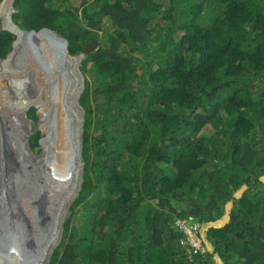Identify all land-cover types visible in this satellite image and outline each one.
<instances>
[{
    "label": "trees",
    "instance_id": "1",
    "mask_svg": "<svg viewBox=\"0 0 264 264\" xmlns=\"http://www.w3.org/2000/svg\"><path fill=\"white\" fill-rule=\"evenodd\" d=\"M15 7L23 29L56 30L71 56L96 44L81 67L97 80L85 78L80 99L83 185L49 264H264V0H16ZM11 29L20 43L5 63L21 58L24 67L0 62V72L37 77L34 105L62 85L57 73L77 58L54 52L55 35L31 43ZM12 41L2 33L0 58ZM92 92L101 99L88 106ZM40 137L30 136L32 151ZM78 215L85 222L74 227ZM183 221L199 223L208 251L194 252Z\"/></svg>",
    "mask_w": 264,
    "mask_h": 264
},
{
    "label": "bare ground",
    "instance_id": "2",
    "mask_svg": "<svg viewBox=\"0 0 264 264\" xmlns=\"http://www.w3.org/2000/svg\"><path fill=\"white\" fill-rule=\"evenodd\" d=\"M6 3H9L7 6V10L9 8H11V0H6ZM5 3V4H6ZM8 26L9 28H14L11 26V23L8 21ZM43 34H49V33H43ZM41 34V35H43ZM40 36V35H39ZM56 36V35H55ZM60 45H53V50L56 53V51H58V49L62 50V53L64 55L63 58L70 56L69 53H67V47L65 42L62 39H59ZM64 44V47L62 48V44ZM55 47L57 48V50L55 49ZM29 49V48H27ZM66 61H71L70 63H72L73 61L69 58L66 59ZM59 64H65V63H59ZM66 65V64H65ZM67 66V65H66ZM63 66L61 68L62 73H57V75L59 74V79L60 81H62V85H58V84H54L52 86H49L47 91L44 92V94L34 103V105H27L26 102H22L17 95L15 94V92L12 89H7L6 87H4V85H2L0 83V126H3V128L0 127V142L2 140H5L8 138L9 135L6 134V130L11 129L12 131V137L11 141L13 143L16 142V149L19 150V152H21L20 157H22V159L26 162L27 166L26 167H21V171H25V172H29L31 175L30 180H34V165L37 162H40L42 164V162L44 161V158L48 157V155H50V153H52L56 159V162L53 163V167L52 169H46V172H52L55 171V173H59L62 177L63 180L60 184H56V190L54 192L55 195V201L61 197L60 194L62 193L63 188L65 187L66 183L69 184H73V188L71 191H68L67 195H69V197L65 200V198L62 196L61 200L59 201V205L58 208H56L57 212L60 210L61 208V203L64 204V207L66 205H68L72 199L74 198V193L78 191L79 187H80V174L78 175H72L69 177L68 172H72L71 170V166L72 164L70 163V159L71 156L75 155L78 152V149L75 150V147L72 146V150L74 151V154H70L66 156V160H63L62 154H61V149L58 146H55L54 144L55 141L53 139V143H50L48 145V143L43 142L42 144H44V149L46 150L45 153L41 156H35L31 153V149H29V140H28V144H27V140H26V136L29 133V129H31V123L30 121L26 118V114L29 111V108L31 106H34L35 108L40 107L42 109H46L47 112V118L45 119V128L47 130H49L50 128H48L49 123L53 124L54 122L56 123L57 126H55V128L53 129L54 132H57L58 129L62 130L63 126H64V117H63V100L64 97L67 93V89L70 86L68 83L67 86V82L69 78H72L74 76V73L72 75L68 74V68H72L76 70V73L78 71V58L76 60V62L68 65V67ZM75 73V75H76ZM63 74V77H62ZM47 79V78H46ZM82 79H80V82L78 80H76V83L74 82V86L69 90L70 93V98L68 99L69 102L73 103L74 106V101H76L77 96L79 94V92L81 91L83 85H82ZM19 88V87H18ZM62 93H59V91ZM41 105V106H39ZM33 107V108H34ZM78 107V106H77ZM31 109V108H30ZM52 117V120H51ZM79 120V125H80V118L78 117ZM15 124H11V122H15ZM44 122H42V126H43ZM30 138V136L28 137ZM49 146V149H48ZM2 147V146H0ZM15 149V153L18 152V150ZM7 150H4L3 152L0 149V172H2V182L0 185V236H1V230L5 228L10 229L11 226L6 225L7 223L10 222V225H12V222H15L16 220H18L19 218H21L19 221V223L25 224L22 226H17L14 229L19 228V230H14L16 233L20 234L19 236L17 235V237L15 238L14 236H10L9 238L11 239V241H15V242H11L12 246L10 247H4L2 248L0 245V255H3L5 258V261L7 262V264H18L17 261H20V264H28V260H26L25 254L29 255L30 259H31V263L30 264H41L43 262V264H45V261L49 259L51 251H52V244H50V242H56L59 239V234L56 230H54V233H49L51 237H49V240H46V237H42L41 240L43 241V243H41V241H39V243L34 244L31 248L29 247V249L25 248V245H23V242L21 240L22 236V232L20 230V228L24 229L23 226H25L26 229V236L29 235V233L31 234L35 228L33 227L31 223L32 221V214L35 211V206L32 207L31 204H28L25 206L24 202L26 199L23 198V195L26 196V190H25V186H23V179L20 180V183H17V179L19 177V172L17 171V167L15 168L14 165V160L12 161L11 165H10V169H5V162L2 158V155L5 157V154L7 153ZM15 155V154H14ZM16 159V158H15ZM79 162V168H81V162L78 161L76 159V164ZM29 163V164H28ZM29 165H31L30 167L32 169L29 168ZM5 169V170H4ZM18 175H17V174ZM17 183V184H15ZM52 183V182H51ZM54 185V183H53ZM49 186V185H48ZM55 186V185H54ZM53 186V188H55ZM52 188L49 187V189ZM66 188V187H65ZM41 191V190H40ZM43 191V190H42ZM23 198V199H21ZM65 200V203H64ZM11 201H15L16 205L20 206V209H22L25 213L24 218H22L23 216L20 215L21 212H17L16 210H18L17 207H14V211H12V209H7L5 207V203L7 202V204H9ZM69 201V202H67ZM9 202V203H8ZM67 202V203H66ZM35 203V202H34ZM11 204V203H10ZM22 205V206H21ZM56 206V205H55ZM63 207V208H64ZM5 210L7 212H5ZM13 212V213H12ZM61 214V213H60ZM4 219H2V217ZM26 217L28 218V221L26 222ZM60 217V215H59ZM58 218L57 221H58ZM34 218V217H33ZM54 221V225H56L58 222ZM18 225V224H17ZM27 225H32L30 227H27ZM40 227V226H39ZM14 237V238H12ZM41 236H37L35 239H38ZM10 239H7V241H9ZM9 243V242H8ZM7 243V244H8ZM16 262V263H15Z\"/></svg>",
    "mask_w": 264,
    "mask_h": 264
},
{
    "label": "water",
    "instance_id": "3",
    "mask_svg": "<svg viewBox=\"0 0 264 264\" xmlns=\"http://www.w3.org/2000/svg\"><path fill=\"white\" fill-rule=\"evenodd\" d=\"M48 32H49V34H51L52 38L56 34L55 31H48ZM44 33H46V32H44ZM29 34H31L33 36V33H29ZM59 39H62L65 42L66 47H67V45H68L67 40L62 38V37H59ZM55 49L57 50L56 47H55ZM91 50L92 49L88 47L83 52L82 55L76 57V58H78V67H77L78 71H77V73H80L79 64H80L82 58L85 55H89ZM67 53H68V50H67ZM68 70H69L68 74H70V75H72L73 72L76 71V70H73L72 68L71 69L68 68ZM81 78H83L82 75H81ZM76 80L78 83V78L75 77V75H74L72 78H69L68 82H67V86H68V83L70 86L68 87L67 93H66L64 100H63V117H64L65 123H64L62 130L58 129L57 132H54L53 128H55V127H53V128L50 127V129L48 130L49 134L46 133L45 137L41 139L40 147L42 150L41 155H43L46 150L44 149L42 143L46 142L49 145L50 143H53L55 141L56 144H54V143L53 144L55 146H58L61 149V154H62L64 161L66 160L67 155L74 154V151L72 150V146L75 147V150L78 149V152L74 156L73 155L71 156L70 163L72 164V166H71L72 172L70 171V172H68V174H69V177L72 175H78L79 176V174H80L79 182H80V187H81V185H82L81 176L83 173V169H82L83 166H82V162H81L82 132H83L82 121H83V118L81 117V113H80L79 108H77V105L79 104L78 103L79 98L81 97V95L84 91V85H83L81 91L79 92L76 101H74L75 102L74 106H73V103L68 101V99L70 98L69 90L74 86V81H76ZM78 117L80 118V125L78 124L79 123ZM42 120H43V118H41L37 122L38 128H40V126H41L40 123L42 122ZM51 120H52V117H51ZM53 139H54V141H53ZM28 140H29V138H28ZM48 149H49V146H48ZM15 157L16 156H14V158ZM2 158L5 162V169H10V165H11L13 160H15V161L19 160V159H14L11 152H7L5 154V157L2 155ZM46 159L44 160L45 163L48 162V160H46ZM76 159L81 162L80 163L81 168H79V162L76 164ZM16 166H15V168H16ZM34 168H38V167H34ZM40 168L41 167H39V170L34 169V171H33L35 174L34 180H29V179L27 180L26 179L25 180L26 182L23 184V186L26 187L25 190H27L26 196H24L25 197L24 199H26L25 200V206H26V204L35 205V211L33 213L35 215L34 220L40 226L39 228L35 229L31 234L29 233L28 236H26L25 226H23L24 229L20 228V230L22 232V236H23L21 238V240L23 242V245H25L26 249L27 248L29 249V247L31 248L36 243L38 244L39 241H41V243H43V241L41 240L42 236L39 237L38 239H35L38 235H42L43 233H45L46 235L48 233H54L53 228H56V226H57V224H56V226L54 225V221H57L56 218H58V216L61 212V208L64 207V204H61V208L58 212H57L56 208H58L59 201L61 200L62 196L66 197L68 191H71L73 188V184L72 185L67 184L66 188H63V190H62L63 194H60L61 197L58 199V201L57 200L55 201V198L53 197L55 190L53 188L49 189L50 175L48 174V172H46V170H44L42 168L40 169ZM2 172H0V185L2 182V178H3ZM76 195H77V192L74 193V196H76ZM15 207L18 208V210H16L18 213L21 212L20 215L25 216L24 211L22 209H20L19 205H15ZM58 221H59V219H58ZM6 225L11 226L10 222L7 223ZM22 225H25V224H22ZM22 225L20 223H18V226H22ZM11 229H13V227L8 229L5 226V228L1 230L0 245L5 244L6 242H9L10 244H11V242H15V241H11V239L9 237L14 233V230H19V228L14 229V230H11ZM43 237H45V236H43ZM49 237H51V236H46V239H48ZM7 239H10V240L7 241ZM8 244L6 246H8ZM25 257H26V260H28V264H30L31 259H30L29 255L25 254ZM48 263H49V259L45 261V264H48ZM0 264H7L3 255H0ZM41 264H43V262Z\"/></svg>",
    "mask_w": 264,
    "mask_h": 264
},
{
    "label": "rangeland",
    "instance_id": "4",
    "mask_svg": "<svg viewBox=\"0 0 264 264\" xmlns=\"http://www.w3.org/2000/svg\"><path fill=\"white\" fill-rule=\"evenodd\" d=\"M5 3H6V0H5ZM8 4L9 3H6L5 5H3V12H7V6H8ZM77 5V3L75 4V6ZM67 7V6H66ZM62 8V7H61ZM2 15V14H1ZM41 35V34H40ZM102 36V35H101ZM39 37V36H38ZM30 46V49H31V45H29ZM37 54V56L38 57H40L41 55H39V53H36ZM72 57V56H71ZM84 59V58H83ZM82 59V62L85 60H83ZM51 62H52V60H51ZM69 62H71V61H69ZM82 62H80V65H79V68H80V73H76V75H75V72H73L74 73V75H75V77H77L78 78V80H79V82H80V79H82L81 78V75H83V78H84V87H85V89H86V85H85V78L88 80V81H90V83L92 84V85H94V84H96V78H94L93 77V75L91 74V73H88V74H86V75H84L83 74V72L81 71V67H82ZM22 63H25V62H22ZM23 67H24V64L22 65ZM22 66H17V69L19 68V69H22ZM16 69V70H17ZM12 71V70H11ZM48 71V70H47ZM42 73L43 72H41V73H39V78L41 79V76H42ZM61 73H62V70H61ZM23 75H25L26 76V80H27V82H25L24 80H20L19 81V83H21V85H20V87L18 88V86H19V83H18V81H16L17 79H18V77L19 76H23ZM34 75H36V74H33V76ZM2 77H3V79H2ZM36 77V76H35ZM62 77H63V74H62ZM31 77H30V75L29 74H27V73H25V74H13V75H11V73H3V72H0V83L3 85V83H2V81L4 82V87H6L8 90L9 89H12L14 92H15V94L17 95V97L22 101V102H26L27 103V105H29V101H28V97L30 98V97H33V96H35L36 94H37V88H38V85H39V83H38V78L36 77V79L37 80H32V79H30ZM2 79V80H1ZM5 79H12L13 80V84L10 82V81H8V80H5ZM5 80V81H4ZM15 80V81H14ZM75 83H76V81H74ZM12 84V86L11 87H9L10 85ZM28 89H30V90H28ZM47 90V89H46ZM45 90V91H46ZM59 91V93H61L60 92V90H58ZM93 93V92H92ZM62 94V93H61ZM100 99H101V96L100 95H95L94 93L93 94H90V102H89V105L88 106H90V105H93V106H95L96 104H98L99 102H100ZM79 101H80V99H79ZM78 101V107H79V110H80V113H81V117L83 118V120L85 121V113H86V109L87 108H84L83 106H81L80 105V102ZM34 106H31L30 108H33ZM29 108V109H30ZM35 108V107H34ZM37 109V108H36ZM35 114L37 115V117H38V120L37 121H34V122H30L31 123V129H29V133L30 134H28L26 137V140H27V144H28V137L29 136H31L35 131H39L40 132V135H41V137H40V140H39V142H38V145H37V147L32 151V150H30L31 151V153L33 154V155H35V156H40L41 155V152H42V150H41V147H40V141H41V139L42 138H44L45 137V134L46 133H48L47 131H45L44 130V128H43V126H42V122H44V119H45V114L43 113V112H41V111H39L38 109H37V112H35ZM41 117L43 118V120H42V122L40 123L41 124V126H40V128H37L38 126H37V122L41 119ZM16 123V121L15 122H11V124H15ZM49 127L48 128H50V127H55V126H57L56 125V123L54 122L53 124H50L49 123V125H48ZM1 128H3V126H0ZM38 129V130H37ZM40 129V130H39ZM54 129V128H53ZM6 134L7 135H9L8 136V138L7 139H5V140H2L1 142H0V146H2V147H0V149H1V151L3 152L4 150H7L8 152H11L12 153V155H13V158H14V156H16L15 158L16 159H19V160H17V161H15L14 160V165L17 167V171L19 172L18 174H19V177H18V181H17V183L19 184L20 183V180L21 179H23V184L26 182L25 180L27 179H29L30 180V178H31V175H30V173L29 172H23V171H21L20 169H21V167H26L27 166V164H26V162L22 159V157L21 158H19L20 157V154H21V152H19V150L18 149H16L17 147H16V142L15 143H13L12 141H11V138L10 137H12V131H11V129H8V130H6ZM29 147V149H30V146H28ZM15 149L16 150H18V152H16L15 153ZM15 154V155H14ZM14 158V159H15ZM47 158V159H46ZM46 158H44V160L46 159V160H48V162H42V164L40 163V162H37L35 165H34V167H38V168H34L33 167V169H37V170H39V167H41L42 169H44V170H46V169H52V167H53V163H55L56 162V159H55V157H54V155L52 154V153H50V155H48V157H46ZM19 161V162H18ZM81 162H82V166L85 168V163H84V161H83V158H82V156H81ZM19 164V165H18ZM29 164V163H28ZM31 165H29V168L30 169H32L31 167H30ZM82 167V169L84 170V168ZM40 168V169H41ZM17 174V173H16ZM17 174V175H18ZM84 174H85V172L82 174V176H81V180H82V183H83V178H84ZM28 175H29V177H28ZM49 175H50V180H49V184H50V186L49 187H51V185H52V188H53V186L55 187V188H53L54 190H56V184H60L61 182H62V180H63V177L58 173H55V171H52V172H49ZM52 182V183H51ZM17 183H15V184H17ZM53 183H54V185H53ZM67 184H69V183H66V185ZM66 185H65V187H66ZM64 187V188H65ZM82 187H80L79 188V190L81 189ZM26 192H27V190H26ZM79 193V191L77 192V194ZM53 197H55V195H53ZM64 197V196H63ZM67 198L69 197V195H67L66 196ZM66 197H64L65 198V200L67 199ZM23 198H25L24 197V195H23ZM23 198H21V199H23ZM77 198V196H74V198H73V200H72V202L70 203V204H68L67 206H65L64 208H61V214H59L60 215V218H59V221H58V223H57V226H56V228H54V230H56L57 232H58V234H59V239L56 241V242H50V244H52L53 246H52V253H53V250H55V249H57L60 245H61V242H62V232H63V223L65 222V221H67V219L69 218V214H70V207L74 204V201H75V199ZM65 200H64V203H65ZM67 202H69V201H67ZM66 202V203H67ZM9 203V202H8ZM11 203V204H10ZM9 204H7V202L5 203V207L7 208V209H12V211H14L15 209H14V207H15V205H16V202L15 201H11ZM24 204H25V202H24ZM61 204H63V203H61ZM26 205H28V204H26ZM22 206V205H21ZM32 207H34L35 205H31ZM5 212H7L6 210H5ZM13 213V212H12ZM33 216H32V221H31V223L30 224H32L33 225V227L35 228V229H37V228H39V225H38V223L34 220V218L33 217H35V215L34 214H32ZM80 215H82V214H80ZM80 215H78V218H79V221H77V222H74V227H76L77 225H82L83 224V222H85V218H83V217H80ZM2 217V216H1ZM59 217V216H58ZM22 218H24V216L22 217ZM2 219H4L3 217H2ZM21 218H19L18 220H20ZM18 220H16L15 222H12V225H11V227H13V228H16L18 225V223H19V221ZM57 220V219H56ZM28 221V218L26 217V222ZM32 225H27V227H30V226H32ZM73 225L71 226V227H73ZM12 230V229H11ZM22 234V233H21ZM49 234V233H48ZM46 235L45 233H43L42 235H39V236H49V235ZM61 234V235H60ZM17 235L19 236L20 234H18V233H16L15 231H14V233L12 234V236H14L15 238L17 237ZM14 237H12V238H14ZM14 238V239H15ZM46 240H49V238L48 239H46ZM6 243H8V242H6ZM3 244V245H1V247L2 248H4V247H6V245L7 244ZM11 247L12 246V244H8V246L7 247ZM16 263V262H15ZM17 263L18 264H20V261H17ZM39 264V263H38Z\"/></svg>",
    "mask_w": 264,
    "mask_h": 264
},
{
    "label": "clouds",
    "instance_id": "5",
    "mask_svg": "<svg viewBox=\"0 0 264 264\" xmlns=\"http://www.w3.org/2000/svg\"><path fill=\"white\" fill-rule=\"evenodd\" d=\"M15 2H16V0H11V7H12V10L11 11H9V13H8V17H9V20H10V23H11V26L12 27H15V28H17V29H19V31H21V32H23L24 34L26 33V35L25 36H31V38H29L30 39V41H31V43H36V41L38 40V36L40 35V34H42V33H44V32H46V33H49L48 31H55L56 32V36L59 38V37H62V38H64V39H66L67 40V38H65L64 36H62L59 32H57L56 30H53V29H49V28H46V29H42L40 32H36V31H34V30H26V29H23L15 20H14V18H13V15L17 12V9H16V7H15ZM3 5H5V0H0V37H1V35H2V33H6V34H9L10 36H12L13 37V41H12V43H11V50L7 53V55H6V57L5 58H0V62L1 63H5L11 56L13 57V59H14V57H15V55H13V53L16 51V48H17V45L20 43L19 42V37L14 33V31L11 29V28H9V27H7L9 24H8V17H6L7 15H6V13H4V16H2L1 14H2V12H3ZM42 32V33H41ZM29 33H33V36L31 35V34H29ZM27 40H28V38H26ZM52 37L51 38H49L48 40H47V42L48 43H50L51 41H52ZM24 40V39H23ZM22 40V41H23ZM22 41H21V45H23V43H22ZM67 42H68V40H67ZM68 45H69V43H68ZM68 45H67V50H68ZM95 46H96V44H90V45H88L87 46V48L89 47V48H91L92 50H91V52L94 50V48H95ZM40 47V46H39ZM38 47V48H39ZM86 48V49H87ZM37 48H34L33 46H32V50H33V52L36 50ZM85 49V50H86ZM90 52V53H91ZM68 53H69V50H68ZM83 53H81V54H79V55H76V56H72V58H76V57H78V56H80V55H82ZM21 55H24L23 53H21ZM69 55H70V53H69ZM71 56V55H70ZM86 56L87 55H85L83 58L85 59L86 58ZM82 58V59H83ZM12 59V60H13ZM83 59V60H84ZM12 60H11V62H12ZM10 62V63H11ZM23 62V59H21L20 58V60H19V63L18 64H14V63H12V64H6V68H9L10 70H12L13 69V67L16 65V66H20V64ZM81 62H82V60H81ZM80 65V64H79ZM4 67V68H5ZM79 70H80V68H79ZM82 77H83V75H82ZM82 80H84V78H82ZM82 85H84V81H82ZM85 92V87H84V91H83V93ZM83 93H82V95H83ZM81 95V96H82ZM79 99H81V97L79 98ZM80 102V101H79ZM81 105V104H80ZM77 108H79V107H77ZM31 109H33V108H31ZM31 109H29V111L31 110ZM36 111L35 112H37V109L36 108H34ZM28 111V112H29ZM28 112H27V114H26V118L30 121V122H34L32 119H30L29 117H28ZM42 118V117H41ZM85 119V118H84ZM84 120L82 121V124H83V132H82V149H83V133H84ZM38 128V127H37ZM38 130V129H37ZM82 156V155H81ZM84 168V167H83ZM83 173H84V170H83ZM82 173V174H83ZM82 185H83V183H82ZM82 185H81V187H82ZM82 189V188H81ZM81 189L79 190L78 189V191H79V193H80V191H81ZM77 191V192H78ZM79 193L76 195L77 197H78V195H79ZM73 200V199H72ZM72 202V201H71ZM70 202V203H71ZM69 203V204H70ZM67 206V205H66ZM192 220V219H191ZM184 222V221H183ZM186 222V221H185ZM187 224V226H196L197 227V239L198 240H200L201 241V244H202V246H203V238L201 237V234H200V231H201V229H200V226H199V223L198 222H196V223H193V224H191V223H186ZM182 233H184L183 231H181ZM63 233V232H62ZM185 234V233H184ZM61 235V234H60ZM63 235V234H62ZM186 235V234H185ZM63 237V236H62ZM186 238H187V240H188V242H189V244H190V246L192 247V249L194 250V252H195V248L191 245V243H190V241H189V239H188V236L186 235ZM205 249H206V251H208V248H207V245L206 246H203ZM53 252H54V250H53ZM196 253V252H195ZM52 255H53V253H52V251H51V254H50V257H49V262H50V260H51V257H52ZM49 264V263H48Z\"/></svg>",
    "mask_w": 264,
    "mask_h": 264
},
{
    "label": "built area",
    "instance_id": "6",
    "mask_svg": "<svg viewBox=\"0 0 264 264\" xmlns=\"http://www.w3.org/2000/svg\"><path fill=\"white\" fill-rule=\"evenodd\" d=\"M178 226L181 231H183L187 236L191 243V245L195 248V252L198 250L201 253H205L206 249L202 246L201 241L197 239V227L196 226H187L186 222H178Z\"/></svg>",
    "mask_w": 264,
    "mask_h": 264
},
{
    "label": "flooded vegetation",
    "instance_id": "7",
    "mask_svg": "<svg viewBox=\"0 0 264 264\" xmlns=\"http://www.w3.org/2000/svg\"><path fill=\"white\" fill-rule=\"evenodd\" d=\"M71 69V68H70ZM73 70H75V69H73ZM75 73H76V71H75Z\"/></svg>",
    "mask_w": 264,
    "mask_h": 264
},
{
    "label": "crops",
    "instance_id": "8",
    "mask_svg": "<svg viewBox=\"0 0 264 264\" xmlns=\"http://www.w3.org/2000/svg\"><path fill=\"white\" fill-rule=\"evenodd\" d=\"M32 179V178H31Z\"/></svg>",
    "mask_w": 264,
    "mask_h": 264
}]
</instances>
